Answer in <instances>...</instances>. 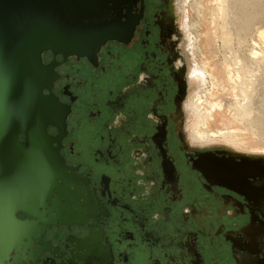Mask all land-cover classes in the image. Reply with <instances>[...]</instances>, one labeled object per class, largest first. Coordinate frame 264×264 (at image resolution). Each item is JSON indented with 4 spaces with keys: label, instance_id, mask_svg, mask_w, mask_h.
<instances>
[{
    "label": "flooded vegetation",
    "instance_id": "1",
    "mask_svg": "<svg viewBox=\"0 0 264 264\" xmlns=\"http://www.w3.org/2000/svg\"><path fill=\"white\" fill-rule=\"evenodd\" d=\"M200 1L145 0L129 46L43 55L68 115L36 167L55 151L67 179L39 219L17 213L35 225L18 264H264V154L209 127Z\"/></svg>",
    "mask_w": 264,
    "mask_h": 264
},
{
    "label": "water",
    "instance_id": "2",
    "mask_svg": "<svg viewBox=\"0 0 264 264\" xmlns=\"http://www.w3.org/2000/svg\"><path fill=\"white\" fill-rule=\"evenodd\" d=\"M144 13L145 0H0V264H18L13 254L35 237L17 213L39 219L67 179L55 151L51 172L36 167L47 159V127L68 115L50 92L57 77L43 55L91 59L109 42L129 46Z\"/></svg>",
    "mask_w": 264,
    "mask_h": 264
},
{
    "label": "bare ground",
    "instance_id": "3",
    "mask_svg": "<svg viewBox=\"0 0 264 264\" xmlns=\"http://www.w3.org/2000/svg\"><path fill=\"white\" fill-rule=\"evenodd\" d=\"M212 2L213 3L208 9L211 17V31H213L214 35H217L216 33L220 32L219 39H222L223 44H225L227 47L230 46L231 48L232 42L234 40L236 42L235 45L237 46L236 50L234 51L240 50L238 47L245 43V38H247V35L252 29L264 24V0H213ZM195 7L197 8L195 9L196 13H200L199 17H201V12L204 10V6L202 7L201 1ZM229 14H233L234 16H229ZM254 26L256 27L254 28ZM230 31L235 32L236 37L234 39L232 38ZM261 38L264 40V34L261 35ZM251 40L253 41V38ZM255 43L257 44V42ZM223 44H221V47ZM258 47L261 48V45H258ZM263 47L264 46H262V48ZM262 48L258 49V55L256 51V53L251 52V50L248 51L251 54L249 56L250 58L242 56L243 58L241 59L238 58L237 55H235L236 57L234 55V57L231 56L234 59L230 60V65L228 67H232L231 65L233 63V65L236 66L240 65L237 68V71H235L236 66H233L235 67L233 70L236 72L235 76H233V80L231 74H228V80L231 82L229 84L231 94H228V98L224 99L221 97H216L217 99L215 98L216 102L214 105L209 104L213 112L217 113L218 111H221L225 114H229L231 118V120H229L230 125L233 123L239 126L241 129H244L243 134L254 137L255 141H252L254 146H250L252 149L264 147V79L261 80L258 78L259 76L257 77L255 74H253L254 71H260L264 74V49ZM231 50L228 51L231 52ZM223 52L225 53L226 51L223 49ZM229 54L231 55V53ZM239 55L241 56V54ZM225 56L226 55L224 54L222 57L224 58ZM223 58L222 61H225V64L228 63V60H225L226 58L223 60ZM210 80L213 88L217 82V79L216 82L213 81V76L211 74ZM212 118L214 117L212 116ZM223 123L224 122H222V124ZM225 123L223 124V127H225L224 129L230 131V136L234 138L235 141L242 143L243 141L237 138L239 134L237 135V133L234 131L231 132V128L229 129V125H227L228 123ZM250 169H252V167Z\"/></svg>",
    "mask_w": 264,
    "mask_h": 264
},
{
    "label": "rangeland",
    "instance_id": "4",
    "mask_svg": "<svg viewBox=\"0 0 264 264\" xmlns=\"http://www.w3.org/2000/svg\"><path fill=\"white\" fill-rule=\"evenodd\" d=\"M212 1L213 0H201V5H202V7L204 6L203 7L204 10H202V12H201L202 13L201 17H199L198 14H197L198 18L200 19V23L201 22L202 23L200 25V28L198 29V34H199L200 39H201L200 40L201 50L198 52L196 57H198L200 59L201 63H203L204 65H206L208 67V70L210 71V74H212V76H213V81L216 82V79H217V82L215 83V86L212 88V85L210 83V79L208 78L209 84L207 85V90H209V92H211V94H210L211 97L208 100V102H209L208 105L209 104L210 105H214V103L216 102V100H215L216 97H221L222 99H224V98H228V96H227L228 94H231L230 86H229V84L231 82L228 80V74H231V77H232V80H233L234 79L233 76H235V73H236L233 70V69H235V67H233V66H236V65H233L234 63L231 65L232 67H228L230 65L229 64L230 60L234 59L232 57L237 55V57L241 58V59L243 58L242 56H245V57L248 58L251 55L250 52H248L250 50L253 53L257 52V55H258L259 54L258 53L259 52L258 49H261L262 46H264V40L261 38V35L264 34V24L258 26L257 28H255L256 26H254L255 29H252L253 31L251 30L249 32V34L247 35V38H245V40H246L245 43L243 45H241L240 47H238L240 49L238 51H234L237 48V46L235 45L236 42L234 40L232 42V45H231L232 47L231 48H230V46L227 47L225 44H223L222 39H219L220 38L219 37L220 36V32L219 33L217 32L216 33L217 35H214L213 31H211L212 30V27L210 25L211 24V17H210L208 9H209V6L213 3ZM190 3H192V1ZM188 12H189V17H190V22L196 21L197 18H196V15L193 13V11L189 10ZM229 16H234V15L233 14H229ZM232 30H233V28H232ZM230 32L232 34V38L234 39L236 37L235 36V32L234 31H230ZM252 38H253V41L251 40ZM219 40H220V42H219ZM255 42H257V44ZM221 44H223L222 47H221ZM252 44H255V45H252ZM258 45L259 46L261 45V48H259ZM222 48L226 51L225 53L223 52ZM225 48L228 49V50H231V49L232 50L230 52V51L226 50ZM262 49H264V47ZM242 51H243V53H242ZM228 52L231 53V55ZM232 52H233V54H232ZM223 53L227 57L225 56L223 58L222 57V56H224ZM228 54H229V56H228ZM239 54H241V56ZM222 58H223V60L225 58H226L225 60H228L227 61L228 63H226L227 65L225 64V61L224 62L222 61ZM239 66H236V70L235 71H237V68ZM261 73L262 72H260V71H254L253 72V74H255L257 77L259 76L258 77L259 79L263 80L264 79V74L263 73L261 74ZM254 111H256V110H254ZM213 117H214V121L209 126L211 130H213L215 132L217 130L223 129L222 128L223 124L226 122V123H228L227 125H229V129L231 128L230 129L231 131H234L235 133H237V135L239 134V136H237V138L239 140L243 141L242 143H244L245 146H247V145L248 146H254L252 144V141H255L254 137H252L251 135L243 134V132H244L243 128L241 129V127H239V126H237V125H235L233 123L231 124L232 126L229 124V120H231L229 114H225V113H223L221 111L220 112L218 111L217 113L214 112ZM222 122H224V123L222 124ZM219 123H220V125H219ZM253 150L254 151L252 153H264V147L263 148L259 147V148L253 149Z\"/></svg>",
    "mask_w": 264,
    "mask_h": 264
}]
</instances>
